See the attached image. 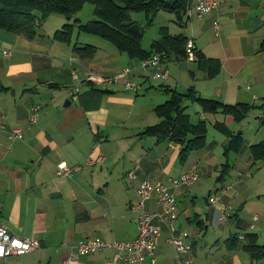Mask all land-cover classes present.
I'll list each match as a JSON object with an SVG mask.
<instances>
[{"label": "crops", "instance_id": "crops-1", "mask_svg": "<svg viewBox=\"0 0 264 264\" xmlns=\"http://www.w3.org/2000/svg\"><path fill=\"white\" fill-rule=\"evenodd\" d=\"M167 2L173 4L175 0ZM162 9L187 28V33L177 34L192 38L202 57L161 61L160 68L169 70L170 79H154L158 84L145 78L149 72L132 70L128 78L141 85L138 91L127 89L123 81H87L90 72L114 76L140 60L131 59L97 34L83 32L76 39L72 36L70 42L55 40L54 33L69 23L63 14L64 18L57 16L59 20L52 27L43 21L33 40L0 28V48L12 51L9 57L0 59V225L17 236L41 242L39 249L9 258V264L110 261L116 252L113 246L82 255L77 245L94 238L108 243L134 240L141 213L138 189L145 179L164 182L176 195L175 226L190 235L192 251L188 256L193 264H264V257L253 258L246 251L248 238L240 239L255 234L257 243L264 246L260 241L264 213H259L264 208V160L255 161L250 149L264 140L260 123L264 116V0H220L214 12L192 17L186 13L182 22L167 8ZM156 15H151L148 24H153ZM75 17L79 18L78 29L95 17L94 8L88 15L82 8ZM136 23L139 31L143 30V39L147 29ZM163 27L169 31L168 26H160V36L148 47L141 40L145 50H151ZM76 44L93 47V54L80 56L74 51ZM212 71L215 74L211 75ZM78 85V96L70 97V90ZM190 91L226 105L256 107L237 121L222 110L208 112L199 103L184 99V113L193 123L202 121L207 126L205 146L184 160L180 142L143 133L162 122L155 109L170 100L172 92ZM68 99L71 104L65 107ZM36 105L40 106L38 120L29 124L31 108ZM219 126L231 135H242L238 151L231 149L226 154L231 135ZM15 129H21L24 137L12 139ZM100 137L104 140L97 144ZM220 150L225 159L222 164L217 155ZM100 155L103 158L98 160ZM89 161L95 162L86 165ZM62 162L72 169L71 176L57 174V165ZM225 163L231 164L230 177L221 182L218 178ZM193 164L198 165V182L175 185L173 180ZM133 170L136 175L131 178L128 173ZM203 193H207L203 195L205 205H199ZM212 196L218 197L215 205L209 204ZM228 203L233 210L221 222L220 205ZM146 207L161 211L156 197L148 200ZM255 215H259L257 221ZM154 223L161 228L154 264H180L169 240L168 223L159 217Z\"/></svg>", "mask_w": 264, "mask_h": 264}, {"label": "trees", "instance_id": "trees-1", "mask_svg": "<svg viewBox=\"0 0 264 264\" xmlns=\"http://www.w3.org/2000/svg\"><path fill=\"white\" fill-rule=\"evenodd\" d=\"M191 1L175 0L173 4H169L167 0H0V28L22 34L33 40L39 35L38 27L43 21L57 12L69 19V23L64 24L54 33V39L70 42L76 25L80 23L75 15L82 10L85 3L90 2L94 5L95 17L85 24H80L78 26L80 32L97 34L112 41L121 51L128 53L131 59L138 58L141 61L159 55L162 61L171 57L187 60V43L191 38L183 34L173 35L166 27H163L160 30L161 37L155 40L151 50L147 51L141 45L143 30L133 34L130 27L136 23L132 16L134 12H145L147 16H154L161 8H167L175 14L178 21L182 22L184 14H188L187 8ZM93 49L91 46L82 47L77 44L74 46V51L83 57H90ZM193 51L194 59L201 60L202 55L197 47ZM212 74H215V71H212ZM102 91L106 92V90ZM186 98L199 103L205 111L222 110L226 114L233 115L237 121L246 118L250 110L256 107L255 104L226 105L217 100L197 97L191 91L186 94L172 92L170 100L155 109L156 113L163 118L162 122L148 127L143 134L161 135L180 142L182 144L181 158L184 160L192 151L205 146L207 133L204 122L193 123L190 116L184 113L182 103ZM260 123L264 126V116ZM219 128L231 135L224 126ZM242 142V135H231L226 154L231 149L238 151ZM250 149L255 161L264 160V140L252 145ZM230 170L231 164H223L218 180L223 182L230 174ZM199 224L204 225L202 221ZM254 236H245L248 238L245 249L253 258H262L264 246L258 244Z\"/></svg>", "mask_w": 264, "mask_h": 264}, {"label": "built area", "instance_id": "built-area-1", "mask_svg": "<svg viewBox=\"0 0 264 264\" xmlns=\"http://www.w3.org/2000/svg\"><path fill=\"white\" fill-rule=\"evenodd\" d=\"M220 0H196L192 2L187 12L189 17L194 14L203 16L209 14L218 9ZM219 26L215 23V28ZM194 48L196 45L194 41L189 39L187 43L188 61L194 59ZM12 51L9 49L0 48V59L9 57ZM161 57L155 55L151 58L141 60L139 63H135L122 70L119 74L114 76H102L94 72H90L86 79L93 83H115L123 81L125 87L129 90L138 91L140 86L128 76L132 70L141 69L143 72H149L153 79L168 80L170 79V72L168 69H161ZM75 79H78V74L74 75ZM80 91L79 85L74 86L69 94L70 97L75 98ZM40 106H32L29 116V124H34L38 120ZM12 139H21L24 137L21 129H15L11 132ZM104 140L100 137L97 144ZM102 159L100 155L98 157ZM97 161V160H95ZM95 161H89L87 164H94ZM57 174L64 176H71L72 169L62 162L57 165ZM129 176L135 177V171H130ZM199 180L198 165L193 164L184 172L180 177L173 180L175 185L190 186L196 184ZM156 197L157 203L161 211L152 212L147 209L146 203L151 198ZM218 203V197H209V204L215 205ZM138 206L141 208V213L137 220L138 235L132 241H114L108 243L101 238L86 239L78 243L77 249L80 254L86 255L94 253L98 250L107 249L111 246L115 247L116 252L110 261L105 264H154L156 261L155 254L158 249L161 239V228L154 223V220L159 217L168 223L170 230V242L173 245L175 251L179 255L180 264H193V260L188 255L192 251V245L189 243V233L187 231H180L175 226V221L178 218V201L176 195L171 191L169 186L162 181L145 179L138 189ZM219 220L224 222L230 216L233 210V205L222 204L220 205ZM259 219V215L254 216V221ZM240 239H245L244 235L240 236ZM41 247V242L37 238L20 237L11 233L6 227L0 225V260L4 261V264H9L8 259L16 256H23L28 252L35 251ZM251 264V262H247Z\"/></svg>", "mask_w": 264, "mask_h": 264}, {"label": "rangeland", "instance_id": "rangeland-1", "mask_svg": "<svg viewBox=\"0 0 264 264\" xmlns=\"http://www.w3.org/2000/svg\"><path fill=\"white\" fill-rule=\"evenodd\" d=\"M83 8H84V13L88 15L90 10H91V8L93 10L94 6H93L92 3L87 2V3H85ZM57 16L59 18H64V16L61 15L60 13H52L46 19L47 22L49 23L48 26L52 27L53 25H55L57 23V21L59 20V18ZM133 16H134L135 20L139 22L140 25L145 26V30L147 29L145 31L144 37L142 39L143 45L146 46V47L149 46V43L151 42L152 39L158 38L160 36V33H159L160 26H164V25L168 26L170 33H174V34L187 33V28L185 26H183L182 24L176 22L175 19H174V16L171 13H169L168 11H165L163 9L158 12L156 17L154 18L153 24H151V25L148 24L150 19L152 18L151 15L149 17H147L146 13H144V12H134ZM74 31H75L74 34H73L74 39H76L79 36V34H81V35L84 34L83 32L79 33V30L77 28H75ZM84 36H86V35H84ZM96 38H99V37H96ZM99 40H102V39L99 38ZM92 43H96V42H92ZM169 66H170V69H171V68H173L174 65L172 63H169ZM138 72H143V71L141 69H139ZM145 74H146L145 78H148L147 80H149L153 84H158L157 81H155L150 76V74H148V73H145ZM167 81H169V80H167ZM167 81H165V82H167ZM165 82L162 84V87H161L162 89L161 90H163L165 88L164 87V85H166ZM140 87H141V85H140ZM211 136H212V132L210 130V132H209V138L210 139H211ZM216 149H218V147H216ZM217 155H219V157L222 158V150H220L217 153ZM233 158H234V155L232 156L231 161L234 160ZM222 162L223 163L225 162L224 157L222 158V161H221L220 164H222ZM229 177H230V175H229ZM210 180H211V178H206L205 179V181H210ZM211 182H212V180H211ZM213 183H214V180H213ZM203 195L207 196V193L206 194L203 193L202 195L199 196V203H201L199 205H205L204 199H203V197H204ZM259 213L263 215L264 208L262 209V211L260 210ZM209 232L212 234L213 233V228H211V230ZM260 241L262 243L264 242V234H262V236L260 237Z\"/></svg>", "mask_w": 264, "mask_h": 264}, {"label": "water", "instance_id": "water-1", "mask_svg": "<svg viewBox=\"0 0 264 264\" xmlns=\"http://www.w3.org/2000/svg\"><path fill=\"white\" fill-rule=\"evenodd\" d=\"M130 31L133 32V33H138L139 32V26L137 23L133 24L131 27H130ZM71 104V100H66L65 103H64V106H69Z\"/></svg>", "mask_w": 264, "mask_h": 264}]
</instances>
